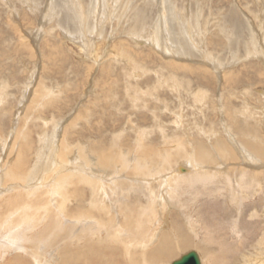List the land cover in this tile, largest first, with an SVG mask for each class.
Returning a JSON list of instances; mask_svg holds the SVG:
<instances>
[{
    "label": "rangeland",
    "instance_id": "1",
    "mask_svg": "<svg viewBox=\"0 0 264 264\" xmlns=\"http://www.w3.org/2000/svg\"><path fill=\"white\" fill-rule=\"evenodd\" d=\"M79 15L92 27L86 43L74 40ZM166 28L172 43L156 35ZM167 46L187 53L173 57ZM236 124L243 136L257 131L264 151V0H0V264H171L190 251L202 264H264V189L237 177ZM51 135L54 172L29 180ZM198 145L214 160L208 170L230 173L231 188L213 182L170 196L171 175L188 169L181 155L191 160ZM138 159L154 174L149 184L125 180ZM87 179L99 181L95 192Z\"/></svg>",
    "mask_w": 264,
    "mask_h": 264
},
{
    "label": "bare ground",
    "instance_id": "2",
    "mask_svg": "<svg viewBox=\"0 0 264 264\" xmlns=\"http://www.w3.org/2000/svg\"><path fill=\"white\" fill-rule=\"evenodd\" d=\"M146 3V2H145ZM58 10V9H57ZM91 10H92V8H91ZM140 10V9H139ZM54 12V11H53ZM74 13V12H73ZM92 13V12H91ZM90 13V14H91ZM142 13L143 12H141V15H142ZM161 13V12H160ZM55 15V14H54ZM73 15V14H72ZM74 15H76V14H74ZM77 15H78V13H77ZM142 17V16H141ZM233 17V16H232ZM74 20H79V21H82L83 20V26L80 28V29H78V33H76L75 34V41H77V42H80V43H86V41H87V39H91V37H88V35H89V30H91V25L90 24H88V22H87V17L86 16H74V18H73ZM136 19V18H135ZM147 19V18H146ZM194 19V18H193ZM236 19V18H235ZM71 20V19H70ZM162 20V19H161ZM175 20V19H174ZM97 21V20H96ZM140 21V20H139ZM142 22V21H141ZM160 22V21H159ZM194 23V22H193ZM43 24V23H42ZM145 24V23H144ZM164 24H166L165 22H164ZM136 25H138V24H136ZM163 25V24H162ZM134 26V25H133ZM161 26V25H160ZM164 26V25H163ZM173 26H174V24H173ZM89 27V28H88ZM137 27V26H136ZM169 27V26H168ZM251 27V26H250ZM162 28V27H161ZM175 28H177L176 26H175ZM228 28V27H227ZM89 29V30H88ZM191 30V29H190ZM237 30V29H236ZM94 31V30H93ZM92 31V32H93ZM202 31V30H201ZM161 32H162V35H164V36H166V38H167V40L168 41H170L171 40V43H172V39L170 38V40H169V37H167V36H170V35H172V31H170L168 28H166V30L165 31H160V33H158V34H156V35H161ZM193 32V31H192ZM255 32V31H254ZM179 34V33H178ZM241 34V33H240ZM254 35V34H253ZM173 36V35H172ZM175 36V35H174ZM182 36V35H181ZM255 36H257V35H255ZM31 37V36H30ZM38 37V36H37ZM158 37V36H157ZM156 37V39H158ZM73 38V37H72ZM175 38H177V37H175ZM24 39V38H23ZM33 39V38H32ZM162 39V38H161ZM184 39V38H183ZM192 39V38H191ZM256 38H254L253 40H255ZM152 40V39H151ZM154 40H155V38H154ZM153 40V41H154ZM23 41H25V40H22V43H23ZM97 41V40H96ZM152 41V42H153ZM184 41V40H183ZM26 42V41H25ZM88 42V41H87ZM92 42V41H91ZM155 42V46H159V43H160V40L158 39V41H154ZM194 42V41H193ZM258 42V41H257ZM28 43V42H27ZM26 43V44H27ZM162 43H163V41H162ZM185 43V42H184ZM9 44V43H8ZM157 44V45H156ZM25 44L23 43V45L22 46H24ZM91 45V44H90ZM164 45V44H163ZM171 45V44H170ZM175 45H177L176 43H175ZM174 45V46H175ZM188 45H189V42H188ZM187 45V46H188ZM161 46V45H160ZM178 46V45H177ZM182 46H184V45H182ZM251 46V45H250ZM253 52H255L256 54H259L260 55V50H258V47L253 43ZM24 48H25V46H24ZM32 48V47H31ZM31 48L29 49V48H26L27 50H31ZM90 48V47H89ZM160 48V47H159ZM167 48H168V46H167ZM170 48H171V50H170ZM189 48H191V47H189ZM82 49L83 50H85L84 49V45H82ZM161 49V48H160ZM163 49V48H162ZM252 49V48H251ZM52 50H54V49H52ZM82 50V51H83ZM92 50V49H91ZM163 51L164 52H168L170 55H172L173 57H183L184 58V56H185V53H187L186 52V50H183L182 48H177L176 50H174L173 49V46H169V48L168 49H166L165 50V48L163 49ZM84 52V51H83ZM91 53V52H90ZM35 54V53H34ZM89 54V53H88ZM188 54H189V52H188ZM213 54V53H212ZM166 55V54H165ZM32 56V55H31ZM262 56V55H261ZM187 57H189V56H187ZM186 57V58H187ZM181 59V58H180ZM205 59V58H204ZM208 60H209V62L211 61L212 62V66L215 64V62H216V59L215 58H211V57H208L207 58ZM241 59V58H240ZM248 59V58H247ZM210 62V63H211ZM218 65V64H217ZM211 66V67H212ZM183 67H186V66H183ZM160 78V77H159ZM137 79V78H136ZM176 80V79H175ZM136 81V80H135ZM143 86V85H142ZM38 88V87H37ZM248 88V87H247ZM162 89V88H161ZM39 91H41L42 92V89H38ZM36 92V91H35ZM41 92H37V94H40ZM136 93H137V91H136ZM146 93V92H145ZM46 94V93H45ZM36 95V94H35ZM40 95H42L43 96V94H40ZM51 95V94H50ZM137 95V94H136ZM46 96V95H45ZM147 96V95H146ZM25 97V96H24ZM44 97V96H43ZM37 98V97H36ZM49 99L51 100L52 99V96H49ZM53 102V101H52ZM53 104H54V102H53ZM2 105V104H1ZM45 105V104H44ZM5 106V105H4ZM3 106V107H4ZM6 107V106H5ZM4 109V108H3ZM6 110V109H5ZM242 112V111H241ZM243 112H245V111H243ZM8 113V112H7ZM23 114V113H22ZM233 115V114H232ZM248 115V114H247ZM250 115V114H249ZM252 115V114H251ZM236 116V115H235ZM238 116V115H237ZM229 117V116H228ZM249 117V116H248ZM233 120H235V119H233ZM241 120V119H240ZM244 120H245V117H244ZM251 122V121H250ZM253 122V121H252ZM61 123V122H60ZM44 124V123H43ZM47 124V123H46ZM240 124V123H239ZM241 125V124H240ZM243 125V124H242ZM30 126V125H29ZM57 127V126H56ZM241 127V126H240ZM240 127L239 126H237V124L235 125V126H233L231 129H233V132L234 131H236L237 133H239L238 135H239V140L241 141V144H239L240 145V147H241V151L240 150H238V149H236L237 150V152L239 153V155H240V158L242 159V164L245 166L243 169L241 168V169H239L240 171H239V173H238V175H237V177L238 178H240V180L241 181H243V180H245V179H242L245 175H249L250 176V179H251V182L254 184V187H256L255 189H254V193H255V191L257 190H260V188L261 189H264V181L262 182V185H259L258 183H256L255 184V179H259V178H261V177H264V166H263V164L260 162V161H264V151L262 150V148H261V146H260V143H261V141L259 140V139H256V133H257V131L256 132H254L255 130L254 129H250V135L248 134V135H246V136H243L245 133H246V131H242L241 129H240ZM244 126H242V128H243ZM12 128V127H11ZM31 129V128H30ZM29 129V130H30ZM259 129V128H258ZM209 131V130H208ZM54 134V133H53ZM213 134V133H212ZM233 135V134H232ZM235 135V134H234ZM237 135V134H236ZM49 137V136H48ZM56 137V136H55ZM61 137V136H60ZM234 137H237V136H234ZM249 138V140H248V138ZM141 139V138H140ZM39 140V139H38ZM250 140H252V141H250ZM56 141V140H55ZM54 139H53V136L51 135V138H42L41 139V142H40V145H39V151H37V153H36V159H35V161H34V163H33V166H32V171H30V173L28 174V176L27 177H29V180H40V179H42L43 178V176H44V174L48 171V172H54V170H53V168H54V162H56V157H54V153H55V149H54ZM13 143V142H12ZM58 143V142H57ZM172 143V142H171ZM35 145V144H34ZM115 145V144H114ZM234 145V144H233ZM56 146V145H55ZM136 146H137V144H136ZM215 150L216 151H218V153H219V155H220V157H222L223 159H225V160H234V158L235 157H233L234 156V153H232L231 152V150L228 148V146L226 145V144H219L218 145V142L217 141H215ZM226 146V147H225ZM235 146V145H234ZM63 147V146H62ZM106 147V146H105ZM179 147V146H178ZM260 147V148H259ZM179 149H181L182 150V147H179L178 149H177V146L175 147V149H173L174 151L175 150H178V151H175V152H179ZM196 151L194 152V154H193V157L191 158V160H190V158H188V157H186L185 155L184 156H182L181 155V157L183 158V159H185V162H186V166L188 167V169H186V170H183V169H180L179 171H176V173H174V175H175V177H173V175H171V177L170 178H174V180L172 181V179H171V181H170V184L172 185V189H174V190H171V194H170V196H172V194H174L175 192H173V191H176V189H188V191H189V189L191 190V188L192 189H195L196 191H198V187L199 186H206L208 183L209 184H211V183H213V182H215L216 184H217V182H219V183H224L225 184V186L226 187H228V186H230V183H229V175H230V173H224V170L221 172V174L218 172V170L216 169V171L215 170H213V171H210V170H212L211 168L208 170V168L207 167H205L204 165L205 164H210V163H213L214 162V160L212 159V156H211V154H210V152L208 151V150H206L205 149V147L203 146V145H198L197 147H196V149H195ZM250 150V151H249ZM21 151V150H20ZM149 151H151L150 149H149ZM231 152V153H230ZM248 152V153H247ZM255 154H254V153ZM20 152H18V154H19ZM117 153V152H116ZM180 153H182V151H180ZM185 153V152H184ZM35 154V153H34ZM149 154H150V152H149ZM183 154V153H182ZM89 155V154H88ZM125 155V154H124ZM176 155H178V154H176ZM20 156V155H19ZM60 156V155H59ZM120 156V155H119ZM161 156V155H160ZM164 157H165V164L166 165H164V166H167V168L165 167V169L164 168H162V169H164V171H166V172H168L169 170H170V168H171V166H172V164H174L173 162H174V157H172V153L170 154V152H167V154H164L163 155ZM192 156V155H191ZM106 157V156H105ZM117 157V156H116ZM122 157V156H121ZM127 157V156H126ZM135 158H136V156H134ZM158 157V156H157ZM219 157V158H220ZM19 158H21V156L19 157ZM19 158H17V159H19ZM103 158V157H102ZM120 158V157H119ZM129 158V157H128ZM176 158V157H175ZM120 159H122V158H120ZM137 159V158H136ZM258 159V160H257ZM124 160V159H123ZM149 160V159H148ZM153 160V159H152ZM159 160V159H158ZM157 160V161H158ZM161 160H163L162 158H161ZM260 160V161H259ZM21 161V160H20ZM125 161H127V160H125ZM129 162H130V160H128ZM153 161H155V160H153ZM160 161V160H159ZM9 162V161H8ZM101 162L102 163H104V162H106L105 161V158L102 160L101 159ZM115 162V161H114ZM150 162V161H149ZM13 163V162H12ZM21 163V162H20ZM124 163V162H123ZM122 162H121V164H123ZM132 163V162H131ZM261 163V164H260ZM119 164V163H118ZM156 164V163H155ZM163 164V163H162ZM161 164V165H162ZM4 165V164H3ZM111 165V164H110ZM116 165V164H115ZM125 165V164H124ZM130 165H132V164H130ZM133 165H134V167H133V169L131 170V172H130V174L131 175H133L131 178H128L126 175H125V177H127L128 178V181H127V179H125L126 180V182H134V183H138V184H142V183H144L145 182V184H149L151 181V177L153 176L154 177V174L152 173V171H151V168H150V166H148L147 165V163H145L143 160L141 161V159H138L137 161H133ZM151 165V164H150ZM182 165V164H181ZM202 165L204 166V167H202ZM211 165V164H210ZM19 167L20 166H23V165H18ZM152 166V165H151ZM163 166V165H162ZM163 166V167H164ZM209 166V165H208ZM118 167V166H117ZM121 167V166H120ZM242 167V166H241ZM9 168H10V166H9ZM15 168V167H14ZM130 168V167H129ZM129 168H126V171L128 170L129 171ZM178 168V167H177ZM99 169V168H98ZM7 170V169H6ZM20 170V169H19ZM96 170V169H95ZM92 167H90V169H89V171L90 172H87V174H89L91 177H96V175H97V173H96V175H95V173L94 174H91V173H93L94 171H95ZM111 170H114V168L113 169H111ZM115 170H119V168L118 169H116V167H115ZM123 170H125V167H123V169L122 170H119V174H120V171H123ZM161 170V169H160ZM184 171H186L185 173H184ZM208 171V172H207ZM210 171V172H209ZM233 171V170H232ZM60 172V171H59ZM110 172V171H109ZM117 172V171H116ZM165 172V173H166ZM106 173H108V172H106ZM122 173V172H121ZM168 173H170V172H168ZM9 174V173H8ZM126 174V173H125ZM156 174H157V172H156ZM225 174H226V176L228 177V178H226L225 177ZM233 174V173H232ZM13 175V174H12ZM21 175V174H20ZM121 175V174H120ZM167 175V174H166ZM234 175V174H233ZM18 176V175H17ZM98 176V175H97ZM119 176V175H118ZM117 176V177H118ZM162 176H165V175H162ZM91 177H89V178H91ZM103 177V176H102ZM120 177V176H119ZM159 177H161L160 175L159 176H157L156 178H154L153 180H158L159 179ZM5 178H6V176H5ZM19 178L22 180V178H23V175L22 176H19ZM64 178V177H63ZM121 178V177H120ZM18 179V178H17ZM17 179H15L16 181H17ZM24 179H25V177H24ZM23 179V180H24ZM83 179V178H82ZM84 179H86V178H84ZM163 180L165 179V178H162ZM161 179V180H162ZM78 180V179H77ZM88 180V179H87ZM112 180V179H111ZM113 180H114V178H113ZM123 180V179H122ZM20 181V180H19ZM27 181V180H26ZM48 181V180H47ZM53 181V180H52ZM66 181V180H65ZM80 181V180H79ZM85 181V180H84ZM84 181H81V182H83L84 183ZM237 181V180H236ZM10 182V181H9ZM60 182H64V179H61L60 180ZM88 182V183H87ZM86 183H87V185H89L90 186V189H93L94 190V192H95V188L97 187H95V184H97L98 182H97V180H94V181H91V179H89L88 181H87ZM110 182V181H109ZM108 182V183H109ZM10 183H12V182H10ZM20 183V182H19ZM22 183H23V181H22ZM116 183V182H115ZM13 184H14V182H13ZM51 184V183H50ZM53 184V183H52ZM72 184V183H71ZM80 184V183H79ZM119 184V183H118ZM203 184V185H202ZM238 184H240V182H237V185ZM249 184V183H248ZM7 185H8V183H7ZM33 185V184H32ZM54 185V186H53ZM52 186H53V188H52V191L55 193L56 192V180L54 181V184H53ZM61 185H62V183H61ZM98 185H99V183H98ZM110 185H111V183H110ZM124 185V184H123ZM126 185V184H125ZM237 185H235L236 187H237ZM241 185V184H240ZM10 186V185H9ZM28 186V185H27ZM77 186V185H76ZM113 186H115L116 188H118V190L120 189L119 188V186L116 184V185H114L113 184ZM174 186V187H173ZM203 186V187H204ZM18 187H21V186H18ZM18 187H16V189H18ZM67 187H69V186H67ZM84 187V186H83ZM86 187V186H85ZM112 187V186H111ZM128 187V186H127ZM147 187V186H146ZM253 187V186H252ZM260 187V188H259ZM76 188V187H75ZM104 188H105V186H104ZM230 188H231V186H230ZM240 188V187H239ZM242 188V187H241ZM259 188V189H258ZM24 189V188H23ZM63 189V188H62ZM65 189V188H64ZM86 189V188H85ZM98 189V188H97ZM100 189H101V187H100ZM108 189L110 190V188H109V186H108ZM115 189V188H114ZM140 189V188H139ZM252 190V189H251ZM8 191V190H7ZM43 191V190H42ZM92 191V190H91ZM107 191V190H106ZM224 191V190H223ZM237 191V190H236ZM244 191H246V190H244ZM44 192V191H43ZM102 192V191H101ZM101 192L100 193H98V194H101ZM128 192V191H127ZM126 192V193H127ZM130 192H131V190H130ZM143 192V191H142ZM229 192V191H228ZM1 193V192H0ZM108 193V192H107ZM123 193H124V190H123ZM152 193V192H151ZM178 193V192H177ZM221 193V192H220ZM2 194V193H1ZM0 194V195H1ZM5 194H6V192H5ZM41 194V195H40ZM39 195H40V198L44 195L43 193H40ZM43 194V195H42ZM92 194H93V192H92ZM95 194V193H94ZM104 193H102V195H103ZM125 194V193H124ZM128 194V193H127ZM253 194V193H252ZM260 194V193H259ZM50 195V194H49ZM49 195H47V196H49ZM112 195V194H111ZM169 195V194H168ZM9 197H10V195H8ZM14 196V195H13ZM96 196H98V195H96ZM107 196V195H106ZM109 196V195H108ZM115 196V195H114ZM240 196V195H239ZM242 196H244V195H242ZM256 196V195H255ZM3 197V196H2ZM18 197V196H17ZM17 197H15L16 199H17ZM19 197L21 198V195L19 194ZM39 197V196H38ZM91 197V196H90ZM93 197V196H92ZM113 197V196H112ZM100 198H102V197H100ZM100 198H99V200H100ZM103 198H105V197H103ZM108 198H110V197H108ZM1 199V198H0ZM5 199V198H4ZM12 198H10V200H11ZM19 199V198H18ZM24 199V198H23ZM28 199V198H27ZM36 199V198H35ZM38 199V198H37ZM36 199V200H37ZM43 199V198H42ZM49 199V198H48ZM48 199H47V201H48ZM60 199H62V198H60ZM91 199V198H90ZM95 199V198H94ZM98 199V198H97ZM107 199V198H106ZM245 199V197H243V198H240V201H242V200H244ZM7 200V199H6ZM52 200V199H51ZM63 200V199H62ZM65 200V199H64ZM63 200V201H64ZM67 200V199H66ZM147 200V199H146ZM17 201V200H16ZM18 201H21V200H18ZM35 201V200H34ZM44 201V200H43ZM45 201H46V199H45ZM46 201V202H47ZM61 201V200H60ZM91 201V200H90ZM94 201V200H93ZM119 201V200H118ZM161 201V200H160ZM239 201V202H240ZM38 202V201H37ZM36 202V203H37ZM46 202H44V203H46ZM62 202V201H61ZM101 202H102V199H101ZM109 202V201H108ZM114 202V201H113ZM129 202H131V201H129ZM238 202V203H239ZM39 203H40V200H39ZM66 203V202H65ZM95 203V202H94ZM93 203V204H94ZM118 203V202H117ZM125 203V202H124ZM235 203H237L236 201H235ZM2 204V203H1ZM21 204V203H20ZM130 204V203H129ZM149 204V203H148ZM185 204V203H184ZM38 205V204H37ZM53 205V204H52ZM100 205V204H99ZM152 205V204H151ZM62 206H63V204H62ZM102 206V205H101ZM128 206V205H127ZM135 206H137V205H135ZM41 207H43V206H41L40 205V208ZM142 207V206H141ZM181 207V206H180ZM27 208V207H26ZM46 208V207H45ZM44 208V209H45ZM61 208V207H60ZM94 208V207H93ZM120 208V207H119ZM99 209V208H98ZM123 209V208H122ZM9 210H11V209H9ZM65 210V209H64ZM38 211V210H37ZM39 211H40V209H39ZM38 211V212H39ZM60 211V210H59ZM91 211V210H90ZM133 211V210H132ZM148 211H150V210H148ZM147 211V212H148ZM119 212V211H118ZM134 212V211H133ZM183 212V211H182ZM16 213V212H15ZM75 213H77V212H75ZM121 213V212H120ZM185 213H187V212H185ZM34 213H32V215H33ZM45 213H43V215H44ZM68 214V213H67ZM66 214V215H67ZM71 214V213H70ZM73 214V213H72ZM137 214V213H136ZM140 214V213H139ZM12 215V214H11ZM84 214H81V216H83ZM87 215V214H86ZM120 215V214H119ZM125 215V214H124ZM132 215V217H133V213L131 214ZM135 215V214H134ZM69 216V215H68ZM121 216V215H120ZM151 216V215H150ZM149 215H148V217H150ZM8 217V216H7ZM83 217H85V216H83ZM82 217V218H83ZM87 217V216H86ZM86 217H85V219H86ZM12 218V217H11ZM41 218V217H40ZM62 218V217H61ZM95 218V217H94ZM118 218V217H117ZM136 218V217H135ZM35 219V218H34ZM63 219V218H62ZM85 219H83V221L85 220ZM92 219V218H91ZM97 219V218H96ZM148 219V218H147ZM5 220H6V217H5ZM37 220V219H36ZM41 220V219H40ZM55 220H57L56 218H55ZM65 220V219H64ZM79 220H81V219H79ZM87 220V219H86ZM85 220V221H86ZM109 220V219H108ZM8 221V220H7ZM6 221V222H7ZM39 221V220H38ZM67 221V220H66ZM65 221V222H66ZM82 221V222H83ZM114 221V220H113ZM149 221H151V220H149ZM10 222V221H9ZM27 222V221H26ZM55 222V221H54ZM53 222V223H54ZM71 222V221H70ZM73 222V221H72ZM97 222H98V220H97ZM123 222V221H122ZM137 222V221H136ZM135 222V223H136ZM142 222V221H141ZM144 222V221H143ZM148 222V221H147ZM146 222V223H147ZM176 222V221H175ZM8 223V222H7ZM57 223H58V221H57ZM59 223H61V222H59ZM75 223H77V222H75ZM149 223V222H148ZM26 224V223H25ZM33 224V223H32ZM106 224V223H105ZM129 224V223H128ZM8 225H11V224H8ZM46 225V224H45ZM56 225V224H55ZM60 225V224H59ZM64 225V224H63ZM76 225V224H75ZM116 225V224H115ZM121 225V224H120ZM24 226V225H23ZM27 226V225H26ZM54 226V225H53ZM66 226V225H65ZM105 226V225H104ZM109 226H111V225H109ZM145 226V225H144ZM58 227V226H57ZM69 227V226H68ZM85 227V226H84ZM107 227V226H106ZM116 227H117V225H116ZM132 227H134V226H132ZM189 227L191 228V229H193V228H196V226H195V224H193V223H189ZM4 228V227H3ZM29 228V227H28ZM52 227H50V229H51ZM59 228H61V225L59 226ZM139 228H140V226H139ZM19 229H20V227H19ZM22 229V228H21ZM54 229V228H53ZM90 229V228H89ZM94 229H99V228H94ZM114 229V228H113ZM126 229V228H125ZM138 229V228H137ZM49 230V229H48ZM107 230V229H106ZM118 230V229H117ZM11 231V230H10ZM24 231V230H23ZM36 231V230H35ZM55 231V230H54ZM96 231V230H95ZM28 232V231H27ZM26 232V233H27ZM40 232H41V230H40ZM53 232V231H52ZM72 233H73V231H71ZM2 233V232H1ZM29 233V232H28ZM49 233V232H48ZM69 233H70V231H69ZM72 233H70V234H72ZM92 233V232H91ZM98 233V232H97ZM103 233V232H102ZM116 233V232H115ZM5 234V233H4ZM16 234H17V232H16ZM75 234V233H74ZM179 234V233H178ZM21 235V234H20ZM51 235H52V233H51ZM90 235V234H89ZM94 235V234H93ZM120 235V234H119ZM121 235H122V232H121ZM136 235V234H135ZM23 236V235H22ZM110 236H111V234H110ZM9 237V236H8ZM32 237H34V236H32ZM95 237V236H94ZM127 237V236H126ZM129 237H131V236H129ZM15 238V237H14ZM18 238V237H17ZM61 238H63V237H61ZM78 238V237H77ZM85 238V237H84ZM209 238V237H208ZM64 239H65V236H64ZM97 239V238H96ZM103 239V238H102ZM125 239V238H124ZM89 240V239H88ZM110 240H111V238H110ZM115 240V239H114ZM117 240V239H116ZM211 240V239H210ZM87 241V240H86ZM133 241H134V238H133ZM181 241V240H180ZM205 241H206V238H205ZM212 241V240H211ZM3 242H5V241H3ZM2 242V243H3ZM29 242V241H28ZM94 242V241H93ZM112 242V241H111ZM5 243H7V242H5ZM27 243V242H26ZM45 243V242H44ZM69 243H71V242H69ZM108 243V242H107ZM114 243V242H113ZM132 244V243H131ZM136 244V243H135ZM137 244H138V242H137ZM141 244V243H140ZM55 245V244H54ZM76 245V244H75ZM3 246V245H2ZM12 246V245H11ZM25 246V245H24ZM27 246V245H26ZM25 246V247H26ZM86 246H87V243H86ZM220 246V245H219ZM37 247V246H36ZM71 247V246H70ZM88 247V246H87ZM90 247H91V245H90ZM82 249V248H81ZM91 249H93V247L91 248ZM88 251V250H87ZM91 251V250H90ZM114 251V250H113ZM119 251V250H118ZM129 251V250H128ZM78 252V251H77ZM99 252V251H98ZM161 252H165V251H161ZM166 252H168V251H166ZM191 252V251H190ZM79 254V253H78ZM88 254H91V253H88ZM197 254V253H196ZM94 255V254H93ZM198 255V254H197ZM72 256V255H71ZM79 256V255H78ZM86 256V255H85ZM116 256V255H115ZM149 256V255H148ZM38 257V256H37ZM82 257V256H81ZM95 257V256H94ZM182 257V256H181ZM180 257V258H181ZM198 257H199V255H198ZM235 257V256H234ZM237 257V256H236ZM84 258V257H83ZM100 258V257H99ZM102 258V257H101ZM127 258V257H126ZM153 258V257H152ZM238 258V257H237ZM36 259V258H35ZM79 259H81V258H79ZM103 259V258H102ZM105 259V258H104ZM141 259H143V258H141ZM109 260H111V259H109ZM144 260V259H143ZM152 260V259H151ZM199 260H200V264H202V262H201V259L199 258ZM85 261V260H84ZM93 262V261H92ZM104 262H106V261H104ZM79 263V262H78ZM111 263H112V261H111ZM111 263H109V264H111ZM155 263V262H154ZM85 264V263H84ZM124 264V263H123ZM142 264V263H141ZM222 264V263H221Z\"/></svg>",
    "mask_w": 264,
    "mask_h": 264
},
{
    "label": "water",
    "instance_id": "3",
    "mask_svg": "<svg viewBox=\"0 0 264 264\" xmlns=\"http://www.w3.org/2000/svg\"><path fill=\"white\" fill-rule=\"evenodd\" d=\"M171 264H200V260L195 252H190Z\"/></svg>",
    "mask_w": 264,
    "mask_h": 264
}]
</instances>
